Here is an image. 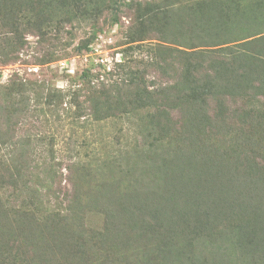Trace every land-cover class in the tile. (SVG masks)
Instances as JSON below:
<instances>
[{
	"label": "rangeland",
	"instance_id": "374dc122",
	"mask_svg": "<svg viewBox=\"0 0 264 264\" xmlns=\"http://www.w3.org/2000/svg\"><path fill=\"white\" fill-rule=\"evenodd\" d=\"M237 1L255 4L264 0ZM16 2L7 0L4 13L0 11V245L16 248L14 252L21 254L23 264H85L86 256L74 253L79 246V251L88 250L90 259L104 255L89 247L93 242L91 234L97 237L107 231L108 210L114 204L104 196L107 205L82 197L75 211L79 225L71 230L63 225L61 218L66 215V205L71 204L73 190L64 179L58 186L50 179L53 174L62 172L77 181L80 166L86 165L93 170L100 167L105 180L114 175L123 180V185L134 183L149 167L155 171L157 164H163V160L153 162L156 154L162 150L170 154L171 148L177 151L185 147L187 144L181 141L190 133L185 130L187 122L182 127V122L175 123L176 119H172L173 130L151 129L146 111L134 108L132 88L104 89L101 93L93 88L88 92L84 89L83 72L90 71L91 86L97 89L101 77L109 74L114 79L121 77L122 64L132 68L150 64L154 57L151 46L178 48L174 43L184 38L181 26L188 17L187 7L199 0ZM196 7L191 10L195 17ZM145 8L154 10L156 15L144 29L146 40L131 44L129 37L133 28L139 30L137 17ZM147 70L146 78L159 89L169 84L171 72L159 68ZM150 87L153 89V85ZM199 136L213 144L211 150L218 147L228 150L232 145L218 138L220 135L210 134L208 129ZM3 141L13 152L29 155L23 158L24 175H32L25 176L31 180L26 189L21 183L9 184L12 169H7L2 161L1 155L6 152ZM177 154L182 157V153ZM107 163L114 165L108 167ZM145 176L139 179L140 186L152 185L149 178H159L156 185L170 182L167 173L153 177L150 172ZM36 197L42 211L36 216L40 224L30 226L33 231L28 232L27 225L32 220L25 218L22 211ZM161 197L163 194L157 193L145 198L151 206L147 210L154 216L159 207L167 210L170 205L162 202ZM136 219L135 230L138 227L140 232L146 230L145 224L150 220L143 224L138 214ZM130 238L126 244L116 241L107 247L112 264H140L136 259L141 250H134ZM224 249V253L215 255L212 250H205L203 260L208 264H243L236 233L230 235Z\"/></svg>",
	"mask_w": 264,
	"mask_h": 264
},
{
	"label": "trees",
	"instance_id": "16d2710c",
	"mask_svg": "<svg viewBox=\"0 0 264 264\" xmlns=\"http://www.w3.org/2000/svg\"><path fill=\"white\" fill-rule=\"evenodd\" d=\"M2 1L0 11L4 13L7 0ZM196 5L195 17L191 10ZM187 10L188 17L181 26L184 38L174 43L178 48L151 46L154 57L150 64L142 68L122 64L121 77L99 75L102 79L97 89L91 86L90 71L83 72L84 89L88 92L93 88L100 93L104 89L132 88L134 108L146 111L151 129L173 130L172 119H176L175 123L182 122V127L187 122L185 130L190 133L181 141L187 144L181 150L177 146L178 150L171 148L170 154L162 150L152 159L154 163L163 160V164H157L155 171L149 167L146 174L151 172L155 177L167 173L170 182L163 185H156L159 178H149L153 186H140L139 179L146 174L123 185V180L112 174L105 180L100 167L93 170L86 165L80 166L83 171L78 169L77 181L62 172L53 174L50 179L58 186L64 179L73 190L71 204L66 205V215L61 218L71 230L79 225L75 211L82 197L107 205L104 196L114 204L108 210L111 231L109 227L97 237L91 234L93 242L89 247L104 255L90 259L88 250L79 251V246L74 253L81 257L84 254L85 264H112L107 247L116 241L126 244L131 236L134 250L142 253H137L140 264H208L203 252L210 249L214 255L224 253L233 233L237 234L243 264H264V1L243 4L237 0H199L188 5ZM154 15V10L145 8L137 17L139 30L133 28L131 44L146 40L144 29ZM151 68L172 73L165 88L159 89L146 78L147 69ZM205 129L232 142L231 148L211 150L213 144L199 136ZM3 145L6 152L1 155L2 161L7 169H12L9 184L21 183L26 189L31 180L25 176L32 175H24L23 160L29 155L13 152L5 141ZM177 153H182V157ZM106 165L112 167L114 163ZM157 193L163 194L161 201L170 205L167 210L159 207L154 216L147 210L151 206L145 198ZM35 199L25 204L22 211L25 218L32 220L27 225L28 232L33 231L30 226L40 224L36 216L42 211ZM137 214L143 224L150 220L142 232L139 227L135 230ZM5 247L0 245V264H23L21 254L14 252L16 248L8 244Z\"/></svg>",
	"mask_w": 264,
	"mask_h": 264
},
{
	"label": "built area",
	"instance_id": "2783aa9c",
	"mask_svg": "<svg viewBox=\"0 0 264 264\" xmlns=\"http://www.w3.org/2000/svg\"><path fill=\"white\" fill-rule=\"evenodd\" d=\"M95 51H96V52H98V51H97V49H96ZM101 62H102V63H104V60H103V59H101Z\"/></svg>",
	"mask_w": 264,
	"mask_h": 264
}]
</instances>
